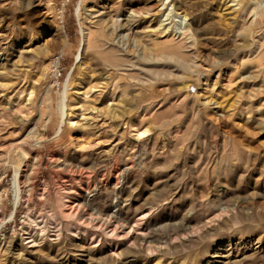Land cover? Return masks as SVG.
Listing matches in <instances>:
<instances>
[{
    "label": "rangeland",
    "instance_id": "374dc122",
    "mask_svg": "<svg viewBox=\"0 0 264 264\" xmlns=\"http://www.w3.org/2000/svg\"><path fill=\"white\" fill-rule=\"evenodd\" d=\"M0 234V264H264V0H0Z\"/></svg>",
    "mask_w": 264,
    "mask_h": 264
},
{
    "label": "bare ground",
    "instance_id": "6f19581e",
    "mask_svg": "<svg viewBox=\"0 0 264 264\" xmlns=\"http://www.w3.org/2000/svg\"><path fill=\"white\" fill-rule=\"evenodd\" d=\"M64 96H65V98H66V96H67V94H66V92L64 93ZM64 98V99H65ZM65 103V102H64ZM62 117H63V123H66V122H68L67 124H73V120L71 119V118H67V115H66V112H65V107L62 109ZM19 179V178H18ZM18 190H17V199L20 201V199H21V196H22V188H21V185H20V183L18 182ZM25 230H27V231H30V227H27ZM27 234V233H26ZM29 235V234H28ZM1 240V239H0ZM34 241V240H33ZM32 241V242H33ZM2 242H4V239H2V241H1V243ZM29 242H27V244H28ZM34 243V242H33ZM2 245V244H1ZM32 245V244H31ZM34 245V244H33ZM32 245V246H33ZM32 246H30V247H32Z\"/></svg>",
    "mask_w": 264,
    "mask_h": 264
},
{
    "label": "built area",
    "instance_id": "2783aa9c",
    "mask_svg": "<svg viewBox=\"0 0 264 264\" xmlns=\"http://www.w3.org/2000/svg\"><path fill=\"white\" fill-rule=\"evenodd\" d=\"M53 64L56 65V64H58V63H57V61H55ZM19 202H20V201H19ZM19 202H18V203H19ZM5 236H6V234H2V235L0 234V239H1V240H2V239H5Z\"/></svg>",
    "mask_w": 264,
    "mask_h": 264
}]
</instances>
